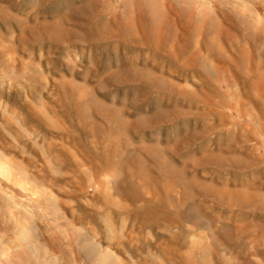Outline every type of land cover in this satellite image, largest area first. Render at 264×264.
<instances>
[{
    "label": "rangeland",
    "instance_id": "obj_1",
    "mask_svg": "<svg viewBox=\"0 0 264 264\" xmlns=\"http://www.w3.org/2000/svg\"><path fill=\"white\" fill-rule=\"evenodd\" d=\"M0 264H264V0H0Z\"/></svg>",
    "mask_w": 264,
    "mask_h": 264
},
{
    "label": "bare ground",
    "instance_id": "obj_2",
    "mask_svg": "<svg viewBox=\"0 0 264 264\" xmlns=\"http://www.w3.org/2000/svg\"><path fill=\"white\" fill-rule=\"evenodd\" d=\"M15 240V239H14ZM16 242V241H15ZM13 243H14V241H13ZM96 249V248H95ZM91 251H93V250H91Z\"/></svg>",
    "mask_w": 264,
    "mask_h": 264
}]
</instances>
